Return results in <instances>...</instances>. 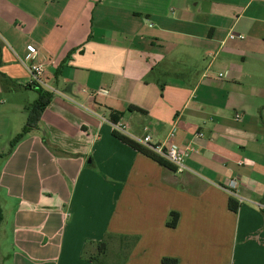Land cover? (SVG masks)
Listing matches in <instances>:
<instances>
[{"label":"crops","instance_id":"0c3cea01","mask_svg":"<svg viewBox=\"0 0 264 264\" xmlns=\"http://www.w3.org/2000/svg\"><path fill=\"white\" fill-rule=\"evenodd\" d=\"M31 46L57 92L12 147ZM0 74L2 264H102L108 235L122 264H264V0H0ZM116 112L174 131L189 170L122 142Z\"/></svg>","mask_w":264,"mask_h":264},{"label":"built area","instance_id":"2783aa9c","mask_svg":"<svg viewBox=\"0 0 264 264\" xmlns=\"http://www.w3.org/2000/svg\"><path fill=\"white\" fill-rule=\"evenodd\" d=\"M230 39H244L245 37L241 34L231 33L229 36ZM30 54H31V60H33V63L29 66V71L32 75V85H40L44 89L48 90L51 93H56L57 91L53 88L48 86V84L45 82L44 76L46 74V63L42 60H36L38 56V51L35 47H30ZM220 76H223L222 74ZM237 118H241L240 116H237ZM114 131L126 135L127 129L126 126L120 124V123H113ZM202 135V134H200ZM175 136L174 131H171L168 135V142L163 144H154L152 142V136L150 134H145L140 137H130L138 144L149 148L152 150L155 154L162 157L164 160H166L169 164H171L178 173H184L187 172L189 169L186 166V159L189 157V151L183 150L177 145H175L172 142V138ZM129 137V136H128ZM244 162H240V164H244ZM238 187L237 180H231L227 184V190L230 192L231 195H235V190ZM239 202H242L243 198H238ZM260 208L264 209V204H259Z\"/></svg>","mask_w":264,"mask_h":264},{"label":"trees","instance_id":"16d2710c","mask_svg":"<svg viewBox=\"0 0 264 264\" xmlns=\"http://www.w3.org/2000/svg\"><path fill=\"white\" fill-rule=\"evenodd\" d=\"M0 77L3 79L4 75L0 74ZM33 87L37 92H38V99L32 104V106L28 109L29 111V115H28V122L26 124V126L23 128V130L16 135V137H14V139L11 141V146L14 147L17 143H19L28 133H30L33 129H36L39 125V122L41 120V116L42 113L45 111L46 107L49 105L50 101L52 100L54 94L49 92L48 90L44 89L42 86L40 85H33L31 86ZM121 113H112L110 115V120L113 123H118L120 118H121ZM114 134L124 143L128 144L129 146H131L132 148H134L135 150L151 157L152 159L156 160L157 162H159L160 164L167 166V167H172L171 164H169L166 160H164L162 157L158 156L157 154H155L152 150H150L149 148H146L140 144H138L137 142H135L132 138L120 134L116 131H114ZM229 207L232 211L236 212L238 210V202L231 198L229 201ZM178 218L179 215L178 213H172L171 214V219L168 222V225L170 227H176L177 223H178ZM4 221V214H3V209L0 205V225L2 224V222ZM111 237V235L107 237V239ZM104 240L100 243H98V249H99V257H102V264H103V258L106 257L107 252H108V241ZM91 259H93L91 257ZM163 262L165 264H177V260L176 259H170V258H164ZM118 264H122V260L118 263Z\"/></svg>","mask_w":264,"mask_h":264},{"label":"rangeland","instance_id":"374dc122","mask_svg":"<svg viewBox=\"0 0 264 264\" xmlns=\"http://www.w3.org/2000/svg\"><path fill=\"white\" fill-rule=\"evenodd\" d=\"M48 86L53 87L54 84L51 81L45 80ZM2 246L4 250L7 248L6 238L4 236V231L1 232ZM102 262V257H99ZM122 260V247H120V242L118 240L113 241V246L109 250L107 257L103 258V264H118ZM0 264H2V258L0 256Z\"/></svg>","mask_w":264,"mask_h":264}]
</instances>
